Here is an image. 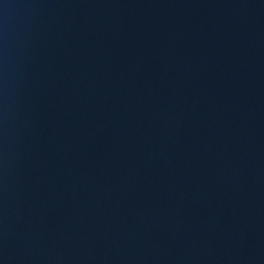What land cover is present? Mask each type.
Here are the masks:
<instances>
[{
  "label": "water",
  "instance_id": "1",
  "mask_svg": "<svg viewBox=\"0 0 264 264\" xmlns=\"http://www.w3.org/2000/svg\"><path fill=\"white\" fill-rule=\"evenodd\" d=\"M0 264H264V0H0Z\"/></svg>",
  "mask_w": 264,
  "mask_h": 264
}]
</instances>
